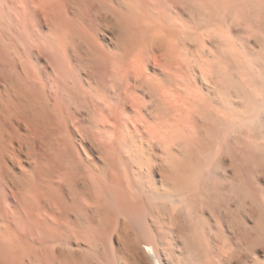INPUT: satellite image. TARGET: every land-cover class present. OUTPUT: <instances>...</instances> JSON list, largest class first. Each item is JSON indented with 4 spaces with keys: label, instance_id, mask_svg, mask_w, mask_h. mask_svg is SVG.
Returning a JSON list of instances; mask_svg holds the SVG:
<instances>
[{
    "label": "clouds",
    "instance_id": "1",
    "mask_svg": "<svg viewBox=\"0 0 264 264\" xmlns=\"http://www.w3.org/2000/svg\"><path fill=\"white\" fill-rule=\"evenodd\" d=\"M0 21V264H42L27 245L44 229L88 249L47 264H251V241L264 240V0H0ZM157 30L197 45L178 80L151 41ZM46 54L56 63L37 69L33 58ZM201 85L179 136L153 134L149 123L175 111L171 94L190 101ZM237 86L249 97L243 114ZM48 114L75 148L49 144ZM240 115L258 121L254 135L235 138ZM101 128L108 158H97ZM228 236L236 247L226 250ZM64 247L52 243L49 255Z\"/></svg>",
    "mask_w": 264,
    "mask_h": 264
},
{
    "label": "bare ground",
    "instance_id": "2",
    "mask_svg": "<svg viewBox=\"0 0 264 264\" xmlns=\"http://www.w3.org/2000/svg\"><path fill=\"white\" fill-rule=\"evenodd\" d=\"M44 18L47 19L49 16L54 17L55 16V9H48L45 7L43 12ZM2 23V21H0ZM208 36L213 38H218V34L214 31H209L207 33ZM151 41L158 46V52L161 57V64L165 68H171L173 73H175L174 79H177L181 76H185V61L187 59L191 58V55L193 54L195 48L197 45L189 43L185 49H182L180 47H177L176 44L173 42L171 37L168 36L166 32L163 31H154L151 37ZM101 43H107L103 40L101 37ZM205 44H208L209 47H211V41L208 39L204 40ZM2 45H0V51H2ZM52 59L53 64L56 63V58L54 56L49 57L46 55H37L33 58V63L37 66V69L40 68H50L52 65L48 63L49 59ZM134 67L139 71L140 65L139 62L134 63ZM149 72H152V68L149 67ZM211 71V68L209 66H203V70L201 72V78H203V75L206 72ZM40 75H43V72L40 73ZM154 75H159V73H154ZM197 85H200V81L197 80ZM21 91L23 92L24 89L22 88ZM191 93V100L185 101L183 100L178 94L172 93L169 97L170 103H172L175 107V111L171 113V116H162L159 121L155 124L149 123V128L153 132V134L159 135L161 139H175L179 136L181 132V128L184 125H187L192 122V117L190 115V109L193 106L195 102V98L200 95L202 92H204L203 86H199L196 88L189 89ZM237 94V102L233 105V108L236 110L237 113L243 114L246 113L249 103V97L247 95V91L242 86H237L236 89ZM206 95V92L204 93ZM140 103V100L137 99V97L133 96L129 100V104L127 105L126 110L131 115L135 107ZM47 139L49 144H51L53 147H55V144L57 141H63V146L66 149H72L75 148L76 145L71 143V141L68 140L66 137V134L61 126L60 121L55 117L54 114H48L47 115ZM13 125L15 126L16 131L21 136L28 135L29 127L26 123L20 120H13ZM258 127V121L252 116L247 115L245 118L243 115L238 116L237 118V124L234 128V131L236 132V139H242L244 136H252L255 134V131ZM107 130L104 128L100 129L99 134L96 137L97 141V148L99 151V155L97 158H100L101 156L104 158H108L109 153L106 151L105 148V138H106ZM14 145L17 149L16 156L20 160V162L23 165V168L27 169L29 168V164L32 163L27 157H28V150L25 148L23 152L19 150L20 148V141H14ZM89 155L91 156V152H89ZM9 167L12 166L11 161H8ZM35 163H39V160L35 161ZM14 171L17 172V174H20L19 169H14ZM90 172L92 177L95 179L96 183L100 186L101 189L105 187L104 183L99 178V175L95 172L94 169L90 168ZM65 179L68 180L70 184H72L74 187L78 184V181H76L75 177H66ZM87 180V178H85ZM91 183V181H88ZM120 182L119 175L113 176L112 180L109 181V184H116ZM78 191H82L80 189H77ZM93 202V201H90ZM43 210L47 211V207L43 206ZM247 223V221H246ZM9 227H12L11 224H9ZM52 243L62 244L65 245V247L62 248H55L52 249L51 255H49V248L51 247ZM112 244L115 248L119 249L121 245V240L117 236L112 237ZM228 246H231L232 248H235V244L232 241L231 236H228L227 238V245L226 250ZM67 249H85L86 251L87 246L85 245L84 241L78 240L74 237H69L67 239H59L56 240H50L48 237V232L46 229L43 230V235L38 239L37 242L31 243L29 242L27 245V250L29 253V256L35 259L36 257H39L42 264H47V260H55V259H70L72 256H75V253H69ZM250 256L252 258L251 264H264V240L256 239L254 241H251L250 243ZM240 259H245L244 256H241ZM25 264H28L27 259L25 260ZM221 264H238L235 260H227V258L221 259Z\"/></svg>",
    "mask_w": 264,
    "mask_h": 264
}]
</instances>
